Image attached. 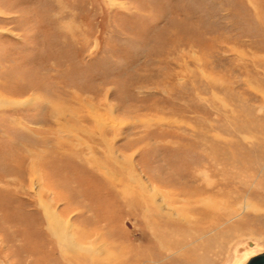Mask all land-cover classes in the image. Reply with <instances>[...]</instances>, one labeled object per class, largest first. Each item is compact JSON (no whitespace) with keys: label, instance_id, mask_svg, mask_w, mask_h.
<instances>
[{"label":"rangeland","instance_id":"1","mask_svg":"<svg viewBox=\"0 0 264 264\" xmlns=\"http://www.w3.org/2000/svg\"><path fill=\"white\" fill-rule=\"evenodd\" d=\"M153 192L196 237L138 205ZM263 250L264 0H0V264Z\"/></svg>","mask_w":264,"mask_h":264},{"label":"bare ground","instance_id":"2","mask_svg":"<svg viewBox=\"0 0 264 264\" xmlns=\"http://www.w3.org/2000/svg\"><path fill=\"white\" fill-rule=\"evenodd\" d=\"M102 100V99H101ZM56 110V109H55ZM99 162V161H98ZM100 163V165H102V166H105V164L103 163H101V162H99ZM205 176V175H204ZM206 183L207 184H209L208 183V181H206ZM36 184V183H35ZM140 184V183H139ZM211 184V183H210ZM138 185V184H137ZM140 186V185H139ZM144 187V186H143ZM208 190V189H207ZM119 191H120V189H119ZM127 190H125V189H122L120 192H119V195L124 199V197L126 196V192ZM148 191H150V190H148ZM153 191H154V189H153ZM141 192V191H140ZM152 192V191H151ZM155 192V191H154ZM154 192H153V194H154ZM202 192V191H201ZM201 192H198L197 191V193L199 194V193H201ZM142 193V192H141ZM204 193V192H203ZM138 194V193H137ZM149 194V193H148ZM198 194H196V195H198ZM231 195V194H230ZM229 195V196H230ZM127 196H128V193H127ZM130 196V195H129ZM144 196V195H143ZM237 196V195H236ZM149 197V196H148ZM153 197H155V194L152 196V204L150 205V206H148L147 205V202L145 203V201L144 200H139L140 201V203L138 204L139 206H142L143 207V209L144 210H146V211H149V213L150 212H152V214L155 216V214H160L163 210L165 211V213L167 214V215H169V216H171L172 218H177V219H179V220H177V221H173V222H171V223H173V226L175 227V228H177L178 229V231H181V232H183L182 234L183 235H185L184 233H186V234H188L189 236H192V237H196L197 236V234L199 233L198 232V230H196V231H194V230H192V229H195L196 228V226L195 225H190L189 223H191V222H189L188 221V214L186 215V212L184 211V210H182L180 213H174V209L173 208H165V206H163V205H161L160 203H157V206L155 207V205H154V203L156 202V201H154V198ZM231 198H233V197H231ZM236 198V197H235ZM238 198V197H237ZM236 198V199H237ZM119 199L121 200V198L119 197ZM118 199V200H119ZM128 199H129V197H128ZM119 200V201H120ZM137 200V201H138ZM150 200V199H149ZM127 202H128V200H127ZM150 202H151V200H150ZM129 203V202H128ZM138 203V202H137ZM188 203H193V202H188ZM199 203H200V205H202V206H204V207H206V208H213L215 205L209 200V198L207 199V198H202V199H200V201H199ZM253 203V202H252ZM136 204V203H135ZM190 206H193V205H191V204H189ZM201 206V207H202ZM48 207V206H47ZM188 207V206H187ZM186 207V208H187ZM195 209L194 210H192L191 209V207H189V209H186V211L187 212H190V213H193V214H199L201 211L200 210H198L197 208H196V206H193ZM198 207H199V205H198ZM201 207H200V209H201ZM203 207V208H204ZM243 207L244 208H246V209H252V210H256V205L254 206L253 204H251L250 202H245L244 203V205H243ZM242 207V208H243ZM171 209V210H170ZM260 209V208H259ZM49 210H50V207H49ZM201 210H203V209H201ZM258 210V209H257ZM210 211H212V210H210ZM45 212H47V209L45 210ZM179 212V211H178ZM165 213H163V214H165ZM213 213H215V210H214V212ZM173 214V215H172ZM217 214V213H216ZM216 214H214V215H216ZM49 215V214H48ZM213 215V216H214ZM225 215V214H224ZM151 216V215H150ZM168 216V217H169ZM49 217V216H48ZM189 217H191V215H189ZM200 217V216H199ZM207 217V216H206ZM208 217H210V216H208ZM46 218V217H45ZM49 219V218H48ZM47 219V221H48V228H49V232L51 231V233L53 234H51L52 235V237H55V240H56V244L59 246V248L60 249H78L79 247H80V244H78L77 242H76V239L75 238H73V236L70 234V233H68V231H67V229L65 228V229H63V230H60V229H58V226H60L61 224H62V222L61 221H59L58 220V218L57 219H55V217H54V221L52 220V219H50V220H48ZM192 219L194 220V222H196L197 221V218L196 217H192ZM149 221H152V218L150 217V219H149ZM148 221V222H149ZM153 222V221H152ZM151 222V223H152ZM168 222H170V221H168ZM149 224V223H148ZM209 227H211V226H209ZM198 228V227H197ZM181 229H183V231L181 230ZM210 229V228H209ZM228 230V229H227ZM189 231H193V233H190ZM226 232V231H225ZM228 233H230V231L228 232ZM165 234H167L168 236L169 235H171V232H166ZM232 234V233H231ZM235 234V233H234ZM233 234V235H234ZM74 235V234H73ZM224 235H225V233H224ZM227 235V234H226ZM229 235V234H228ZM75 236V235H74ZM219 236V235H218ZM223 236V235H222ZM163 238H164V236H162ZM220 237V236H219ZM222 238V237H221ZM220 238V239H221ZM77 239H79V237L77 238ZM194 239V238H193ZM212 239V238H211ZM215 239V238H214ZM223 239H224V236H223ZM172 240V239H171ZM191 240V239H190ZM225 240H226V238H225ZM186 241V240H185ZM222 242V241H221ZM227 242V241H226ZM211 243H212V241H211ZM162 244V243H161ZM160 244V245H161ZM174 245V247H176V246H178L180 243H179V241H174V242H170V241H167V244H163V248H168V249H171L172 247H173V245ZM217 244V243H216ZM218 244H219V242H218ZM159 245V246H160ZM204 246V245H203ZM220 246V245H219ZM218 246V247H219ZM221 246H222V243H221ZM221 246L219 247V248H221ZM217 247V246H216ZM216 247H215V250H216ZM201 248V247H200ZM217 252V251H216ZM174 253V252H173ZM250 255H248V256H246L241 262H240V264H242L243 262H244V260L246 259V258H248Z\"/></svg>","mask_w":264,"mask_h":264},{"label":"water","instance_id":"3","mask_svg":"<svg viewBox=\"0 0 264 264\" xmlns=\"http://www.w3.org/2000/svg\"><path fill=\"white\" fill-rule=\"evenodd\" d=\"M243 264H264V250L251 255Z\"/></svg>","mask_w":264,"mask_h":264}]
</instances>
